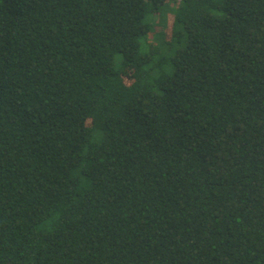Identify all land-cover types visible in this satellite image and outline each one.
I'll list each match as a JSON object with an SVG mask.
<instances>
[{"label":"trees","instance_id":"obj_1","mask_svg":"<svg viewBox=\"0 0 264 264\" xmlns=\"http://www.w3.org/2000/svg\"><path fill=\"white\" fill-rule=\"evenodd\" d=\"M0 264H264V0H0Z\"/></svg>","mask_w":264,"mask_h":264},{"label":"rangeland","instance_id":"obj_2","mask_svg":"<svg viewBox=\"0 0 264 264\" xmlns=\"http://www.w3.org/2000/svg\"><path fill=\"white\" fill-rule=\"evenodd\" d=\"M154 17V19H156V15ZM156 30H162V26L160 24H157Z\"/></svg>","mask_w":264,"mask_h":264}]
</instances>
